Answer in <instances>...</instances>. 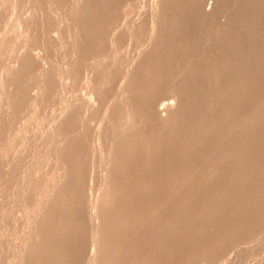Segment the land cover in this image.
Listing matches in <instances>:
<instances>
[{"label":"rangeland","instance_id":"obj_1","mask_svg":"<svg viewBox=\"0 0 264 264\" xmlns=\"http://www.w3.org/2000/svg\"><path fill=\"white\" fill-rule=\"evenodd\" d=\"M154 1L0 0V264H264V0Z\"/></svg>","mask_w":264,"mask_h":264},{"label":"bare ground","instance_id":"obj_2","mask_svg":"<svg viewBox=\"0 0 264 264\" xmlns=\"http://www.w3.org/2000/svg\"><path fill=\"white\" fill-rule=\"evenodd\" d=\"M152 1V0H151ZM154 1V0H153ZM155 2V1H154ZM159 2V1H158ZM153 3V2H152ZM152 6V5H151ZM154 6H155V4H154ZM153 10V9H152ZM156 14H157V12H156ZM152 15V14H151ZM155 15V14H154ZM153 16V15H152ZM151 16V17H152ZM152 20V19H151ZM155 21V20H154ZM153 23V22H152ZM152 25V24H151ZM151 27V26H150ZM25 28V27H24ZM154 28V27H153ZM31 61V60H30ZM123 85V84H122ZM122 87V86H121ZM120 90H121V88H120ZM8 94V93H7ZM119 95V94H118ZM125 96V95H124ZM90 97H91V95H90ZM122 97H123V95H122ZM90 99V98H89ZM89 99H88V101H89ZM92 99H94V98H92ZM91 102V101H90ZM161 102V101H160ZM166 102V101H165ZM22 103V102H21ZM92 103H93V101H92ZM164 103V102H163ZM172 103V102H171ZM88 105V104H87ZM93 106V105H92ZM161 106H162V109L163 110H167L168 108H170V107H172L170 104H166V103H164V105H162L161 104ZM94 107V106H93ZM115 107V106H114ZM159 110H160V108H158ZM111 110V109H110ZM162 110V111H163ZM161 111V110H160ZM159 111V112H160ZM170 111V110H169ZM107 112V111H106ZM157 116V115H156ZM105 117V116H104ZM103 117V118H104ZM148 117V116H147ZM1 121V120H0ZM14 122V121H13ZM1 127V126H0ZM102 127H103V125H102ZM97 132V131H96ZM105 133V132H104ZM5 136V135H4ZM101 137V134L99 133L98 134V137H97V144H98V148L100 149L101 148V142H102V139L100 138ZM95 138V137H94ZM103 141H104V139H103ZM137 143V142H136ZM134 146V145H133ZM109 147V146H108ZM96 150V149H95ZM102 152V151H101ZM106 153V152H105ZM94 155V154H93ZM104 157V156H103ZM110 160V159H109ZM104 162V161H103ZM102 167L103 166H101V169H102ZM100 169V168H99ZM102 180V179H101ZM104 180V179H103ZM103 185V184H102ZM105 187V186H104ZM2 188V187H1ZM3 191H4V189H3ZM91 198V197H90ZM98 199V198H97ZM98 201V200H97ZM91 202V201H90ZM94 203V202H93ZM96 204V202L94 203V205ZM90 206V205H89ZM93 205L91 204V207H92ZM96 206L97 205H95V206H93V207H95V209H98V208H96ZM1 207V206H0ZM5 210V209H4ZM89 210V209H88ZM91 210H94V208L93 209H91ZM91 210H89V211H91ZM93 211H91V213H92ZM95 212H97L96 210H94V214L92 215V221L94 222L96 219H97V213H95ZM2 221V220H1ZM5 221V220H4ZM9 222V221H8ZM1 223V222H0ZM6 226V225H5ZM4 229H5V227H4ZM7 230H8V228H7ZM5 231H6V229H5ZM4 232H2V234H3ZM1 234V233H0ZM2 234H1V236H2ZM0 236V237H1ZM7 236V235H6ZM6 239V238H5ZM98 241V240H97ZM8 242V241H7ZM94 243H95V241L91 244V248H92V245H93V249H92V251H91V259H92V262H93V264H95V261H98V260H96V251H95V249H94ZM97 243V242H96ZM95 243V244H96ZM0 245H1V243H0ZM97 245V244H96ZM5 246V245H4ZM46 247V246H45ZM96 248H97V246H96ZM2 251V250H1ZM6 252V251H5ZM8 252V251H7ZM2 254V253H1ZM10 256V255H9ZM1 257V256H0ZM97 258H99V257H97ZM23 259V258H22ZM1 260V259H0ZM17 260V259H16ZM20 260V259H19ZM6 262V261H5ZM12 262V261H11ZM15 262H17V261H15ZM20 262H21V260H20ZM10 264V263H9ZM19 264V263H18Z\"/></svg>","mask_w":264,"mask_h":264}]
</instances>
